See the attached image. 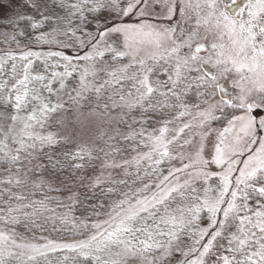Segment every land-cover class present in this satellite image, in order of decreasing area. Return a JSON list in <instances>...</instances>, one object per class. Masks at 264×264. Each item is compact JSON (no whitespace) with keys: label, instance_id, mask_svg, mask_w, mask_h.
Segmentation results:
<instances>
[{"label":"snow or ice","instance_id":"1","mask_svg":"<svg viewBox=\"0 0 264 264\" xmlns=\"http://www.w3.org/2000/svg\"><path fill=\"white\" fill-rule=\"evenodd\" d=\"M0 264H264V0H19Z\"/></svg>","mask_w":264,"mask_h":264},{"label":"rangeland","instance_id":"2","mask_svg":"<svg viewBox=\"0 0 264 264\" xmlns=\"http://www.w3.org/2000/svg\"><path fill=\"white\" fill-rule=\"evenodd\" d=\"M18 7V4H11L9 7H3L2 9L0 8V19L10 16L13 14V11ZM125 22H135V17L131 18H125ZM71 51V50H68Z\"/></svg>","mask_w":264,"mask_h":264},{"label":"trees","instance_id":"3","mask_svg":"<svg viewBox=\"0 0 264 264\" xmlns=\"http://www.w3.org/2000/svg\"><path fill=\"white\" fill-rule=\"evenodd\" d=\"M11 4H19V0H12V3ZM10 4V5H11ZM6 7H9V5L8 6H6ZM1 9L3 8V7H0Z\"/></svg>","mask_w":264,"mask_h":264}]
</instances>
